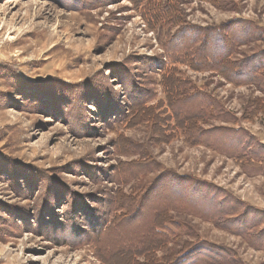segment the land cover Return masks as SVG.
I'll return each instance as SVG.
<instances>
[{
	"label": "rangeland",
	"instance_id": "1",
	"mask_svg": "<svg viewBox=\"0 0 264 264\" xmlns=\"http://www.w3.org/2000/svg\"><path fill=\"white\" fill-rule=\"evenodd\" d=\"M151 1L0 0V264H264V0Z\"/></svg>",
	"mask_w": 264,
	"mask_h": 264
},
{
	"label": "trees",
	"instance_id": "2",
	"mask_svg": "<svg viewBox=\"0 0 264 264\" xmlns=\"http://www.w3.org/2000/svg\"><path fill=\"white\" fill-rule=\"evenodd\" d=\"M144 1L145 0H139L140 3H143ZM155 4H156V0H153L148 5V7H146V8L144 7L145 8L144 11L148 12V17L152 16V18H154V17L158 16L157 13H158V11L160 9L159 8L157 9ZM171 19H169V20H171ZM153 21H155V20L151 19L149 21V24H153L154 25ZM170 22L171 23H173V22L175 23V22H178V21L176 19H172ZM215 37H216V40H209L208 39V41H209V45L211 46V49L213 50L211 52L212 53L215 52L216 55H209V56H207V58H204L202 61H199V63H195V64L198 67L200 66V68H205V66L206 67H211V68H216L215 70H216L217 73H222L223 74V72H226V73H229L228 71L232 72L234 70V68H232V65H234V64H232L230 62V58L232 56V47L234 48L233 45L234 44H238L239 46L245 45V44H247V42L249 40H248V38H246V39H240L239 41L236 42L235 39H232L233 41L231 42L230 38H229L230 36L227 39V35H225L226 45L228 46V48L226 47V49H223V48H221L224 45V42L222 41L223 39L221 37H219L218 34H215V36L213 38H215ZM222 42H223V44H221ZM187 49H189L188 46H187ZM185 55H186L185 58L186 57H188V58L190 57L189 52H186ZM190 61L192 62V60L190 59V60L187 61V63H189ZM175 62H178V61H175ZM190 65L193 66L194 64H190ZM262 67H264V63H260L258 65H254L252 69H250L249 67H248V70L247 69H243L241 78L242 79L245 78V80H247V81L251 80L252 82L257 84L258 86L260 85V87L262 88V86H264L263 85L264 82L262 81V79H259L262 75L260 76V75H257V73H256ZM11 69L14 70L15 75L17 76V80L20 82L19 85L24 87L26 85V83H27V80L23 78L22 74L18 70H16V68H11ZM244 72L246 73L245 75H243ZM258 76H260V77H258ZM242 79H240V80H242ZM26 87L28 88L29 86H25V88ZM176 89H177L176 86L170 85V88L168 89V92L171 94V97H175L172 94L177 92ZM170 101H172V99ZM142 105L143 104H136L133 107L137 108V107H141ZM172 108H173L172 103H170V109H172ZM198 118L200 119V117H196V116L195 117H190V118H181V117H179L177 115L176 120H177L179 125H180V123H182L187 129L189 127V128H193L194 131H197L196 121L199 120ZM234 142H236V141H230L229 143H234ZM249 158L253 159V157H251V153H250V157ZM260 162L263 164L264 160L260 161ZM252 212H253V210H252ZM261 214L262 213H257V212H255V214L254 213L250 214L252 222H256L257 227H259V226L264 224V214L262 216H261ZM167 223L168 222L166 220H164V218L162 219V217L158 216L155 219L152 227L154 228V226L155 227L157 226L158 228L161 229V228H163L162 226L168 225ZM152 227L147 229V231H146L147 234L144 236L145 239L141 243L143 248H141L139 250H134L132 248L125 247V248L119 249L115 253L110 254V256L108 258L107 257H105V258H107L108 261L114 260L117 257H124V256H130V258H134V257H136L138 255L149 253L150 251L158 248L161 244L167 243V241H166L167 239L166 238L159 239L158 237H156V234H155L154 229ZM261 235H263V234H261ZM257 245L264 248V236L263 237L260 236L258 238ZM197 256L198 255L191 253V251L190 252H184L178 258H176L173 262H171L170 264H184V262H182V261H184L187 258H191L190 264H196L199 261H201V258H199V256L198 257ZM186 264H189V263H186Z\"/></svg>",
	"mask_w": 264,
	"mask_h": 264
}]
</instances>
